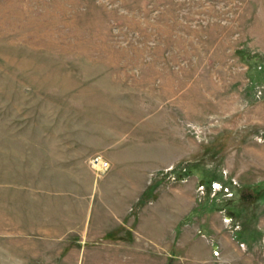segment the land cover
Masks as SVG:
<instances>
[{"label": "rangeland", "instance_id": "obj_1", "mask_svg": "<svg viewBox=\"0 0 264 264\" xmlns=\"http://www.w3.org/2000/svg\"><path fill=\"white\" fill-rule=\"evenodd\" d=\"M123 161L150 195L194 183L162 239L152 197L50 229L86 208L52 193ZM0 264H264V0H0Z\"/></svg>", "mask_w": 264, "mask_h": 264}, {"label": "crops", "instance_id": "obj_2", "mask_svg": "<svg viewBox=\"0 0 264 264\" xmlns=\"http://www.w3.org/2000/svg\"><path fill=\"white\" fill-rule=\"evenodd\" d=\"M111 167L112 168L110 169V171L102 177H98L90 168H87V179H85L87 183L85 186L83 185L82 188L79 189L76 187L75 189L71 188L70 191L66 192L61 190L59 192L52 193L55 199L61 198L67 201L68 199H71L70 201H68V203L70 202L69 204H67V202H64L66 204V207H70L69 209H71V207L73 206L86 207L84 209L78 208V210H80L79 212H81V210L82 213L85 212V216L83 217L84 219L81 218L82 220L80 219L77 221H70L69 219H67L63 209L59 211L60 216L50 224L51 226H53V228L50 229H57L58 231L61 230L62 232L60 235H64L62 239H65L69 235L67 231H72L77 229L78 227H82L85 233L84 241L82 242L85 243V240L90 237V229L94 227L93 223L95 222L97 226L101 224L100 221L104 222L103 219H106L104 211L106 210L105 206L107 205H110L112 207L110 209L112 215L109 216L112 217V226L110 227L111 231L120 229L121 225H124L125 222H128V225H126V229H130L134 225H131L130 222H133L135 219L127 217V215H129V208L133 206L138 199L142 198L147 202V199L152 197L155 202H153L154 205L150 211L151 213H149V206L151 205H144L148 208L145 209V214H152V216L143 215V225L140 228L142 233L145 232L148 237H150L154 241H157L158 239L163 238V231H166V229H168V227L166 226L168 225L167 212L170 205L168 204L169 199H172V201H176L177 199L182 200L181 198L189 197V199L186 198L187 203L189 201L193 203L195 187L193 182L181 184V186L178 185L176 188H174L178 189L175 194L173 193L174 195L169 194L168 192H161L150 195L151 193H148L146 191L147 178H145V171H138L136 167H132L129 165V163H124V161L117 162L116 164L112 163ZM182 192H185L186 196ZM67 195H69L71 198H67ZM145 197L148 198L145 200ZM97 200L103 201V203L99 206L100 212L95 216L91 215L90 217L89 215L90 213H93V208L95 207L94 204L97 202ZM58 201L59 199L54 202L56 206L61 205ZM146 202H143L142 200V203ZM171 207H175V205H172ZM191 210L194 211V208ZM117 236L119 235L117 234ZM115 237L111 238L110 240L115 239ZM119 241L120 240L113 241L115 243L106 242V244H108L106 246L110 247L108 249H111V254H121V251H123V249L129 248V246H125ZM159 241L161 242V240ZM191 241H199V239L196 240L195 238L191 239ZM197 244H200V242H198ZM193 246L195 245H192V247ZM215 248H217V246H215ZM129 251H135V248H131V250Z\"/></svg>", "mask_w": 264, "mask_h": 264}, {"label": "built area", "instance_id": "obj_3", "mask_svg": "<svg viewBox=\"0 0 264 264\" xmlns=\"http://www.w3.org/2000/svg\"><path fill=\"white\" fill-rule=\"evenodd\" d=\"M92 168L96 169L99 172H105L110 167V163L105 161L101 156H96L91 160Z\"/></svg>", "mask_w": 264, "mask_h": 264}]
</instances>
